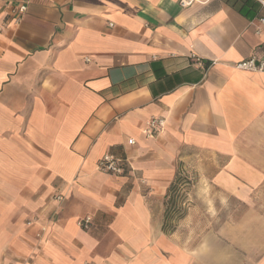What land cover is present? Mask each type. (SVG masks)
I'll return each instance as SVG.
<instances>
[{"label":"crops","instance_id":"obj_1","mask_svg":"<svg viewBox=\"0 0 264 264\" xmlns=\"http://www.w3.org/2000/svg\"><path fill=\"white\" fill-rule=\"evenodd\" d=\"M261 1L0 0V264H264Z\"/></svg>","mask_w":264,"mask_h":264},{"label":"built area","instance_id":"obj_2","mask_svg":"<svg viewBox=\"0 0 264 264\" xmlns=\"http://www.w3.org/2000/svg\"><path fill=\"white\" fill-rule=\"evenodd\" d=\"M195 0H180V6L186 8L191 6ZM264 7V1L260 2ZM28 7L24 4H21L17 7L12 8L11 16L15 21H19L26 13ZM261 23L264 24V18L261 19ZM234 68L244 72L251 73H263L264 72V59H257L256 57H251L247 60L239 62L234 65ZM165 119L153 117L149 119L143 129V134L146 138L156 137L165 127ZM130 145H134V141H129ZM97 168L100 172L113 175V176H123L125 174V164L124 161L113 155L105 154L97 163ZM144 183V182H143ZM61 200V198H58ZM78 225L84 230H89L92 225V218L87 217L84 220L80 221Z\"/></svg>","mask_w":264,"mask_h":264},{"label":"rangeland","instance_id":"obj_3","mask_svg":"<svg viewBox=\"0 0 264 264\" xmlns=\"http://www.w3.org/2000/svg\"><path fill=\"white\" fill-rule=\"evenodd\" d=\"M189 180H190V182L194 181L193 179H189ZM189 188H190L189 186L185 187V190H189ZM186 194H190V192L189 191L184 192V193H179V192L175 193V192H173L171 194V198H175L178 201L177 204L179 206H181V208L183 210V213L175 216V218H174L175 223L173 224L174 226H178L180 219H184L185 217H187L189 215V211H190V209H192V207L189 206V205L192 204V203L194 204V202H192V201L191 202H186L185 197L187 198V201H188V199L190 200L189 196L188 195L186 196ZM184 204H186V206H184ZM211 209L213 210V214H214V209L211 208V207H199V206H197V214H198L199 218H202L203 216H206V215L210 216L211 215ZM222 216H224V215H222ZM200 235H202V234H191V238H196L198 236L200 237ZM188 237H189V235H188Z\"/></svg>","mask_w":264,"mask_h":264},{"label":"trees","instance_id":"obj_4","mask_svg":"<svg viewBox=\"0 0 264 264\" xmlns=\"http://www.w3.org/2000/svg\"><path fill=\"white\" fill-rule=\"evenodd\" d=\"M185 181L184 179H181L178 175H176V179L173 182L172 186L170 187L169 192H178V186L181 182ZM169 196V193H168ZM178 201L175 198L168 199L166 202V214H165V222L169 221H175V216L183 213L182 208L177 204ZM173 230V228L171 229Z\"/></svg>","mask_w":264,"mask_h":264}]
</instances>
